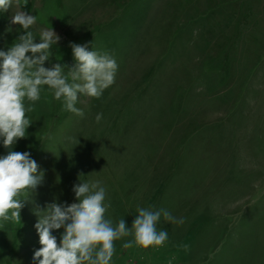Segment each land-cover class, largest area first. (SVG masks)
<instances>
[{
	"label": "rangeland",
	"instance_id": "1",
	"mask_svg": "<svg viewBox=\"0 0 264 264\" xmlns=\"http://www.w3.org/2000/svg\"><path fill=\"white\" fill-rule=\"evenodd\" d=\"M19 3L36 16L35 42L41 29L60 37L46 68L74 67L76 43L113 54L118 70L100 98L78 94L83 118L42 86L11 150L29 152L43 180L20 221L0 222V264H37V210L78 203L80 180L105 187L113 226L131 229L138 207L184 220L161 216L162 246L114 241L111 264H264V0ZM14 11H0L2 51L24 34ZM8 151L0 139V156ZM63 232L52 230L58 244Z\"/></svg>",
	"mask_w": 264,
	"mask_h": 264
},
{
	"label": "clouds",
	"instance_id": "2",
	"mask_svg": "<svg viewBox=\"0 0 264 264\" xmlns=\"http://www.w3.org/2000/svg\"><path fill=\"white\" fill-rule=\"evenodd\" d=\"M19 0H0V11L16 8L10 23L18 24L24 34L18 37L7 51L0 50V139L9 149L0 156V222L20 221L21 209L27 201L28 190L34 191L42 183L43 173L30 158L29 152L12 151L18 139L26 136L31 121L26 116L32 104L40 99L41 88L47 85L56 100H62L63 109L81 118L84 111L76 107L78 94L100 98L105 89L115 82L118 64L113 54L88 50V45L70 44L76 61L67 69L59 63L51 68L44 66L50 58V49L60 37L51 29H41L39 42H35L29 29L36 16L22 10ZM31 53V55H28ZM25 98L31 104L25 106ZM102 114H97L99 123ZM78 203H51L37 210L38 222L34 225L41 247L34 252L37 264H111L115 252L114 241L134 236L136 246L149 248L162 246L168 239L166 230L157 231L161 216L165 221L183 224L164 208H137L138 215L132 228L124 219L113 226L105 218L110 204H105L106 189L100 181L82 182L73 186ZM25 197L21 199V197ZM40 212L44 214L39 215ZM64 229L60 243L52 230ZM133 247V241L122 245ZM187 249V246H184Z\"/></svg>",
	"mask_w": 264,
	"mask_h": 264
}]
</instances>
